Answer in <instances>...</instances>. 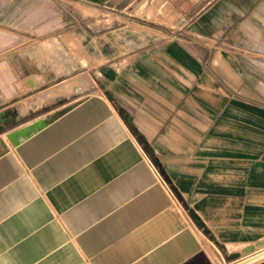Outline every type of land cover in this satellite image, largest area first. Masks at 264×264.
Listing matches in <instances>:
<instances>
[{"label": "crops", "instance_id": "1", "mask_svg": "<svg viewBox=\"0 0 264 264\" xmlns=\"http://www.w3.org/2000/svg\"><path fill=\"white\" fill-rule=\"evenodd\" d=\"M163 2L164 21L74 27L77 71L50 74L53 41L1 57L0 110L35 105L0 130V264H219L264 240V104L246 85L264 0ZM38 4L0 0V25L37 32ZM70 78L91 91L65 96Z\"/></svg>", "mask_w": 264, "mask_h": 264}, {"label": "rangeland", "instance_id": "2", "mask_svg": "<svg viewBox=\"0 0 264 264\" xmlns=\"http://www.w3.org/2000/svg\"><path fill=\"white\" fill-rule=\"evenodd\" d=\"M124 3L123 1L118 6H111L108 3L103 6H97L72 0H39V9L42 8L41 13H43L39 15L37 32H17L12 27L3 28V25H0V59L7 55L15 56L14 51L23 52L24 47L31 43V45L40 48L44 43L53 41L55 47L63 45V49L60 50L65 57L63 65H55L54 70L50 71V74L56 78L64 74L67 70L66 68H74L76 66L75 71H77V66H79L76 58L81 55V51L79 52L77 43L72 36L71 31L74 27L81 26L93 34L109 29L110 26L126 23L133 18L162 21L165 19L156 17V15L161 14L164 16L165 14L167 4H164L163 0H135V11L125 9ZM132 13L139 17H131ZM67 33H70L69 37L63 38ZM7 36H11L15 38L14 40L17 39L16 42L21 41L22 43L6 51L2 46V42ZM50 51L41 48L38 49V55ZM253 55L256 56V63L253 66H249V69L253 73L255 80L247 82L246 85L247 89L251 90L250 92L260 93V95L249 99L258 100L264 104V51L256 52ZM10 67L12 69L13 66L11 65ZM75 79L70 78L59 85V87L63 85L68 87L65 90V96L72 93L83 95L91 91V84L77 83L74 81ZM58 98L61 97L59 96ZM17 99H14L12 101L13 104L10 106L0 110V130L15 125L32 115L30 113L31 115L29 114L26 117L22 116L27 110L34 107L33 98ZM24 107L25 110L21 111ZM263 252L264 250L261 253Z\"/></svg>", "mask_w": 264, "mask_h": 264}, {"label": "built area", "instance_id": "3", "mask_svg": "<svg viewBox=\"0 0 264 264\" xmlns=\"http://www.w3.org/2000/svg\"><path fill=\"white\" fill-rule=\"evenodd\" d=\"M263 250H264V246H261L256 248L254 251L250 253L239 255L234 259H230L226 261L223 258H221L219 264H258L264 261V256H260Z\"/></svg>", "mask_w": 264, "mask_h": 264}, {"label": "water", "instance_id": "4", "mask_svg": "<svg viewBox=\"0 0 264 264\" xmlns=\"http://www.w3.org/2000/svg\"><path fill=\"white\" fill-rule=\"evenodd\" d=\"M126 119L129 121L128 117H126ZM261 246H264V240L257 242L254 245H251V246L244 248L243 250H241L240 253L232 254L231 256H229V258L234 259V258L238 257L239 255H244V254L250 253V252L254 251L256 248L261 247ZM262 263H264V262H262ZM262 263H260V264H262Z\"/></svg>", "mask_w": 264, "mask_h": 264}]
</instances>
